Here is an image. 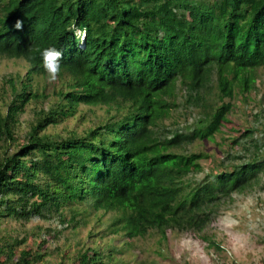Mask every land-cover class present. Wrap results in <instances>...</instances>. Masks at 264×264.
<instances>
[{"label":"trees","instance_id":"trees-1","mask_svg":"<svg viewBox=\"0 0 264 264\" xmlns=\"http://www.w3.org/2000/svg\"><path fill=\"white\" fill-rule=\"evenodd\" d=\"M74 26L87 29L83 43ZM49 47L63 51L60 77L70 79L13 149L20 115L51 97L33 85L47 75L41 52ZM0 57L28 65L24 76H7L1 91L0 264H122L128 248L112 242L103 251L97 240L72 254L62 250L67 262L51 261V238L99 212L113 214L106 232L127 245L152 234L163 242L168 229L203 233L222 204L260 184L264 143L257 130L241 134L251 139L245 155L228 153L220 162L229 160L228 167L202 181L192 175L204 171L210 155L189 149L222 131L236 89L246 100L255 87L264 69V0H0ZM182 87L188 107L203 115L186 131L165 124L180 107ZM82 104L116 107L118 114L82 134L45 131L76 116ZM122 107L128 110L121 114ZM240 143L233 139L232 151ZM37 217L59 219L60 229L47 226L28 246L27 233L1 229ZM202 239L223 250L210 236Z\"/></svg>","mask_w":264,"mask_h":264},{"label":"rangeland","instance_id":"rangeland-1","mask_svg":"<svg viewBox=\"0 0 264 264\" xmlns=\"http://www.w3.org/2000/svg\"><path fill=\"white\" fill-rule=\"evenodd\" d=\"M28 65L22 59L0 57V107L5 111L6 97L3 99V86L5 79L10 74L21 73L24 76L27 73ZM70 79L65 73L54 83H50L48 75L36 76L34 87L40 92H45L51 97L44 101H33L27 106L26 111L20 115L19 124L15 131L17 138L14 148L17 144L24 142L26 133L30 128L31 122L36 117V112L40 108H48L55 104L56 97L54 91L64 88L66 82ZM7 88V86H5ZM10 92V89H7ZM179 91L180 107L173 109L170 119L165 120V124L170 129H180L186 131V126L193 125L194 120L199 116V108H189L187 94L182 87ZM235 99L236 106L228 115L229 121L224 124L222 131L217 133L214 140H197L190 146V152L203 151L210 155L209 158L203 159L204 171L193 174L192 179L202 181L218 171H224L230 161L226 160L220 163L228 153H238L245 155L242 150L244 143L251 141L250 137H242V132L249 129L257 130L256 139L264 143V69L257 70L256 85L246 95L236 89ZM191 107V106H190ZM128 109L122 107L119 113H125ZM116 107L110 111L108 106H93L82 104L76 116L66 119L58 125H50L47 133L67 135L71 131L84 133L88 128L96 126L101 119L117 115ZM237 138L241 143L235 149L230 148L233 139ZM232 157V156H231ZM235 160L234 162L244 161ZM90 211H93L89 208ZM86 224H81L77 229L67 227L59 236L51 238L53 247L49 253L48 259L60 263L62 250H69L75 253L78 249H84L93 245L97 240L102 245L103 251L107 250L111 243L114 245H124L128 248L122 259V264H141L137 260H142V264H264V175L260 184L247 189L244 193H235L232 200H228L221 206L219 217L203 232L179 233L173 229L167 230V238L160 242V235L152 234L144 238H139L132 245H127V239L109 234L108 226L112 222V213H90L84 214ZM69 217V213L67 215ZM59 219H43L37 217L29 221H9L2 224L1 229L6 231H18L22 236L29 235L27 246L35 243L39 239L47 226L60 229ZM13 229V230H12ZM93 231L94 236H90ZM103 235V236H102ZM202 235H207L219 242L223 250L217 251L215 247H209V243L202 239ZM103 237V239H102ZM24 246V244L22 245ZM54 246H57L54 250ZM127 246V247H126ZM67 262V261H64Z\"/></svg>","mask_w":264,"mask_h":264},{"label":"clouds","instance_id":"clouds-1","mask_svg":"<svg viewBox=\"0 0 264 264\" xmlns=\"http://www.w3.org/2000/svg\"><path fill=\"white\" fill-rule=\"evenodd\" d=\"M23 22L17 20L14 27L17 30L22 29ZM73 33L76 38L79 39L81 43H83L87 39V29L86 28H79L74 26ZM42 57V66L44 71L48 75V80L50 83H54L58 80L61 74V61L64 58V53L62 50L57 49L55 47H49L44 49L41 52Z\"/></svg>","mask_w":264,"mask_h":264}]
</instances>
